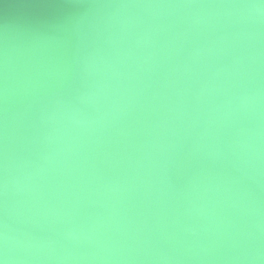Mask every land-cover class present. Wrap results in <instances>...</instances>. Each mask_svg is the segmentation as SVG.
Segmentation results:
<instances>
[{"label": "water", "instance_id": "95a60500", "mask_svg": "<svg viewBox=\"0 0 264 264\" xmlns=\"http://www.w3.org/2000/svg\"><path fill=\"white\" fill-rule=\"evenodd\" d=\"M2 264H264V0H0Z\"/></svg>", "mask_w": 264, "mask_h": 264}, {"label": "clouds", "instance_id": "9594fccd", "mask_svg": "<svg viewBox=\"0 0 264 264\" xmlns=\"http://www.w3.org/2000/svg\"><path fill=\"white\" fill-rule=\"evenodd\" d=\"M0 264H2V262H0Z\"/></svg>", "mask_w": 264, "mask_h": 264}]
</instances>
